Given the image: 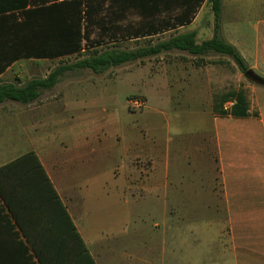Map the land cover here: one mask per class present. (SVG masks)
I'll use <instances>...</instances> for the list:
<instances>
[{
    "label": "crops",
    "instance_id": "crops-1",
    "mask_svg": "<svg viewBox=\"0 0 264 264\" xmlns=\"http://www.w3.org/2000/svg\"><path fill=\"white\" fill-rule=\"evenodd\" d=\"M65 1L73 3L0 0L1 80L23 84L33 73L25 62L74 54H64V39L47 30L74 18L78 24L76 5L58 10ZM239 11L256 14L242 18ZM203 14L207 19L200 21ZM221 24L225 39L264 77V0H222ZM214 28L213 3L203 0L189 24L171 30H196L200 43ZM139 62L122 70H145L135 94L146 106L131 109L128 98L135 94H129L126 112L111 113L103 125L70 101L79 83L60 97L44 98L43 90L39 101L0 102V171L34 152L96 264H264V100L256 97L258 85L243 83L233 58L217 52L173 48ZM102 81L92 85H104V92L111 84ZM239 92L249 102L246 116L225 110L227 101L238 103ZM65 112L73 122L70 189L60 182L61 147L53 140L65 138ZM31 168L18 163L2 169L0 182L38 248L47 251L68 240L70 226L51 225L57 205L41 172ZM97 190L113 194L120 206L109 216L118 230L106 226L102 239L92 237L91 216L78 201ZM0 264H42L1 193Z\"/></svg>",
    "mask_w": 264,
    "mask_h": 264
},
{
    "label": "trees",
    "instance_id": "trees-1",
    "mask_svg": "<svg viewBox=\"0 0 264 264\" xmlns=\"http://www.w3.org/2000/svg\"><path fill=\"white\" fill-rule=\"evenodd\" d=\"M88 1L90 2V0ZM201 1L203 0H130L132 5L144 11L145 15H155V13L160 11L162 7L165 9L168 8L174 10H183L180 14L175 16L174 22L171 24L166 22V24H162L161 27H159V25H151V30L144 34V37L154 36L166 30L175 29L179 26H185L186 24H189L192 21L194 14L197 12V6ZM211 1L213 3L215 28L214 35L210 39H205L199 43L197 40L196 30L176 31L169 38H158L155 42H150L149 44L141 45L136 48L126 49L120 48L118 46H112L108 48H93L88 53L82 52V42L84 35L83 21L86 17L91 18L94 14L92 5L89 4L84 10V0H73V3L65 1L61 3L60 6L57 5L58 10L59 7L62 6L66 7L71 4L76 5L78 7L76 11L78 24H75L77 20L74 18L70 23L66 22L65 20L64 24H60L57 27L48 26L47 30L55 32L57 35H60L62 39H64L63 43H60L62 47L61 51L64 54L76 53L79 55V57L75 61L65 62L52 68L46 77H33L23 84L6 82L0 79V102H4L6 100H15L23 103H31L40 97L43 90L54 88L59 82L60 77L68 71L90 68L95 73L100 74L104 73L110 67L120 66L130 61L154 56L173 48L186 50L195 55H204L210 52L229 55L233 58L243 73L246 74L248 70H251L254 75L259 77L260 83L258 84L264 86V77L256 74L250 68L239 49L235 45L228 42L221 33L222 0ZM55 6L56 5H54L53 8ZM184 6L186 7L183 8ZM85 14L86 17L83 16ZM69 17L70 15H68V13L65 11V19L69 20ZM47 51L48 55L52 53L50 48ZM237 97L238 103H236V105L233 107L232 114L235 116L248 115L249 102L246 95H244L242 92H239ZM18 163H30L33 167L31 170H34V167H37V169L41 172V175L46 182L45 187L57 205V221H51V225H56L55 222H59V226H65V229L67 227L69 228L70 226V234L66 242L60 244L59 246L52 247V249L47 251L42 248H38V245L32 238V234L28 226L24 223L22 217L18 215L16 209H14L13 205L11 204L8 191L0 182V193L8 202L20 229L30 244L33 246L39 261L42 264H96L81 235L72 222L65 204H63L53 183L46 175L37 155L34 152H31L2 169L3 171H6L12 167V165H17Z\"/></svg>",
    "mask_w": 264,
    "mask_h": 264
},
{
    "label": "rangeland",
    "instance_id": "rangeland-1",
    "mask_svg": "<svg viewBox=\"0 0 264 264\" xmlns=\"http://www.w3.org/2000/svg\"><path fill=\"white\" fill-rule=\"evenodd\" d=\"M88 2V0H84L85 5L83 9L85 10L90 4L92 5L94 14L91 18H87L86 14L83 15L86 17L83 21V53H88L93 48H108L112 46L131 49L149 44L150 42H155L158 38H167L173 33L172 30H166L154 36L144 37V34L151 30V25H159V27H161V25L166 24V22L169 24L173 23L175 16L183 11L181 9L174 10L162 7V9L155 13V15H145L144 11L132 5L130 0H90V2ZM255 12L256 11H239V15L242 18H250L255 16ZM257 13H259V11H257ZM206 19L207 16L205 14L200 17V21H205ZM78 57L79 55L74 53L44 61L31 60L24 64L32 69V78L41 77L48 74V72L57 65L75 61ZM139 60L130 61L120 66H114L115 68L113 67L112 70L100 74L95 73L90 68L68 71L62 76L61 82H59L60 84H58V86H55L52 90L43 91V97H53L55 95L60 97L65 88L79 83L81 85L74 88V94L69 97L70 101H78L79 107L75 106V108H78L81 114H86L85 112L90 110L93 115V121L98 125H103L106 118L110 116L111 113H116L118 115L126 112L127 108H125L126 106L124 102L127 96L129 94L138 93L142 88V74L145 70H122L123 68L135 69L137 66L142 65ZM239 74L243 83H249L252 85L255 83L258 85L256 97L263 101L264 86L252 82L253 80L251 81V79L241 70H239ZM105 77L106 80H103ZM110 77H112L111 80L109 79ZM95 81L107 82L110 83L111 86L108 87V90H104L103 92L101 89L104 85H92V82ZM89 82H91L90 85ZM132 96L142 95L135 94ZM130 97L128 98V103ZM129 107L133 109L130 104ZM84 108H86V110ZM68 113L69 112H65V117H69L65 118L63 124L65 138L60 139L54 137L53 140L57 141L58 144L60 143L59 147H61L56 158L58 172L61 176L60 182L64 187L70 189L72 182L71 142L74 141V139L72 137L73 122L71 121V115H68ZM87 120L88 119L83 117L82 122H87ZM52 121L54 122V120ZM83 126L84 124H81V127L79 128L81 131H84ZM55 131L56 129L54 128V132ZM63 141H65L64 145L62 144ZM82 150L87 151L88 147L85 146ZM53 160L55 161V159ZM75 161L78 164L79 160ZM81 189H83V185ZM112 195L113 194H110L109 197H105V195L102 196L97 190L92 195H87L84 200H82V197L81 199H78L81 210L91 216L88 218V221L90 222L88 224L91 228V235L95 239H102V233L106 229V226L118 230V226L110 224L109 220L110 214L119 211L120 209L116 197Z\"/></svg>",
    "mask_w": 264,
    "mask_h": 264
},
{
    "label": "built area",
    "instance_id": "built-area-1",
    "mask_svg": "<svg viewBox=\"0 0 264 264\" xmlns=\"http://www.w3.org/2000/svg\"><path fill=\"white\" fill-rule=\"evenodd\" d=\"M129 104L133 109L139 110L146 106V99L143 96H132L129 99ZM236 104L235 99L226 102L225 110L229 111Z\"/></svg>",
    "mask_w": 264,
    "mask_h": 264
},
{
    "label": "water",
    "instance_id": "water-1",
    "mask_svg": "<svg viewBox=\"0 0 264 264\" xmlns=\"http://www.w3.org/2000/svg\"><path fill=\"white\" fill-rule=\"evenodd\" d=\"M246 76L249 77L251 80H253L256 83H260L259 77H257L256 75H254L251 70H248L246 72Z\"/></svg>",
    "mask_w": 264,
    "mask_h": 264
}]
</instances>
